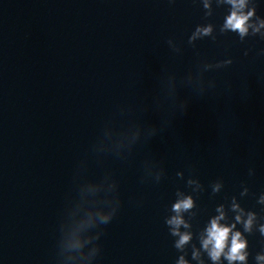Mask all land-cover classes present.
<instances>
[{
  "label": "water",
  "instance_id": "95a60500",
  "mask_svg": "<svg viewBox=\"0 0 264 264\" xmlns=\"http://www.w3.org/2000/svg\"><path fill=\"white\" fill-rule=\"evenodd\" d=\"M207 3L0 0L63 264H229L203 245L222 214L224 253L239 232L264 264V0L239 10L256 9L243 37Z\"/></svg>",
  "mask_w": 264,
  "mask_h": 264
},
{
  "label": "clouds",
  "instance_id": "9594fccd",
  "mask_svg": "<svg viewBox=\"0 0 264 264\" xmlns=\"http://www.w3.org/2000/svg\"><path fill=\"white\" fill-rule=\"evenodd\" d=\"M228 3H231L233 6V11L230 16L227 17L225 22V28L233 31V32H239L240 37H243L247 31H248V25L247 21L249 17H251L254 12L256 11L255 8H253L251 11L245 15L243 12H240V9H243L245 7V0H228ZM204 7H209L207 0H205ZM260 27H264V22H261ZM211 25L208 27H205L203 29L198 28L197 32L201 33L205 37H209L211 35ZM259 29H254L255 31H258ZM153 134H155L153 132ZM192 207V200L191 198H187L184 200H181L177 203H175L172 206V210L179 213L181 210H187ZM223 215V214H222ZM221 217H218L217 219L212 220L211 227L208 229V238L204 240L203 245L205 249H209V245H211V249L209 250V255L211 256L213 261H218L220 259V256L222 254L225 255V258L229 261V264H232L233 261H240L242 264H245L248 253L244 251L246 248V241L241 238V234L239 232H236L231 237V246L229 247L228 252L224 253V248L226 246V242L229 237V232L231 231L228 227H223L218 224V220ZM115 216V214H109V215H100L98 217L99 224L100 225H106L108 224L112 218ZM240 217H237V220H239ZM253 217L250 215L249 219L244 222L245 231L248 232L251 230ZM183 219L177 215L172 217L171 219L167 220L168 225H175L176 227L173 229L172 234L173 235H179L180 239L177 243V247L182 246L189 240L188 234H180L178 229L181 224H183ZM187 226V225H185ZM235 227V225H233ZM260 232L261 234H264V225L260 226ZM257 260H264V256H257ZM179 264H186V262L181 258Z\"/></svg>",
  "mask_w": 264,
  "mask_h": 264
}]
</instances>
